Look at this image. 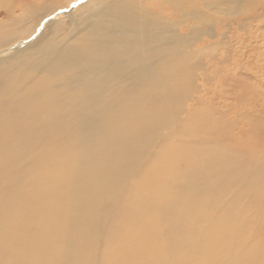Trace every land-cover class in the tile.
<instances>
[{
	"label": "bare ground",
	"instance_id": "bare-ground-1",
	"mask_svg": "<svg viewBox=\"0 0 264 264\" xmlns=\"http://www.w3.org/2000/svg\"><path fill=\"white\" fill-rule=\"evenodd\" d=\"M73 1L0 0V55L12 49L0 56V216L7 225L0 264H94L95 247L101 264H264V228L253 242L244 229L264 219L237 205L235 184L222 191L212 169L195 172L200 162L187 169L190 151L166 144L150 155L142 151L152 127L168 124L152 103V82L175 84L190 58L183 49L192 38L173 34L168 18L172 9L187 15L186 0H161L165 16L152 11L151 0H85L66 13ZM221 135L211 138L223 141ZM113 146L119 157L108 161ZM133 154L140 156L137 176L151 189L175 177L182 184L161 208L138 204L126 216L106 205L129 162L138 160ZM121 156L130 161L120 164ZM258 160L252 167L264 165ZM183 169L189 172L182 180ZM207 185L216 186L209 193L219 192V201L199 196ZM263 193L260 186L257 201Z\"/></svg>",
	"mask_w": 264,
	"mask_h": 264
},
{
	"label": "rangeland",
	"instance_id": "rangeland-1",
	"mask_svg": "<svg viewBox=\"0 0 264 264\" xmlns=\"http://www.w3.org/2000/svg\"><path fill=\"white\" fill-rule=\"evenodd\" d=\"M84 1L71 2L65 10L66 13ZM151 1L152 11L162 14L160 5L164 3L161 0ZM181 8L187 15L181 16V12L175 9L168 11L171 14L168 17L171 21L169 30L183 38H192L188 48L183 49V53L186 54L187 51L190 58L183 63V77L175 84L168 79L164 82L154 79L155 82H152L158 86V92L150 95L155 98L152 103L160 113V118L166 116L165 121L168 124H162V129L154 130L152 127L151 138L144 142L142 151L146 149V154L150 155L163 144L170 148L177 147L174 149L176 153L190 151L192 156L189 158L191 162L187 169L200 162L199 169L195 172L204 167L212 169L218 175L216 179L219 180L222 191L229 184H235L238 190L235 197L240 201L237 205L247 204L248 209L253 207L248 214H255L253 217L256 216V221L262 220L264 193L261 194L262 201H257L256 197L258 188L264 187V165L252 167L254 164L250 162L255 160V163H258V159L264 161V0H186ZM59 14L56 15L58 18L61 16ZM0 20L4 22L3 14H0ZM43 25L39 32L42 31ZM38 31L25 43L33 40ZM11 50L10 47L4 49L0 56L9 54ZM119 116H122V113H119ZM189 125H199L200 129L196 131L183 128ZM138 126L141 124L135 125L136 128ZM214 131L222 134L223 141L211 138ZM187 138L193 141H186ZM97 139L99 135L94 138ZM90 142L89 146L98 144V141ZM101 142L112 141H99ZM13 143L14 141H7V147ZM226 145L230 146V151H225ZM113 147L112 158L108 161L119 157L117 149ZM34 154L33 152L28 158ZM133 156L139 157L138 160L135 159V164L133 160L129 162V157L127 161L121 156L119 163H132V169H127L121 174L118 194L113 195L106 205L115 206L126 216H131L134 209L139 210L138 204L153 206L156 202L157 207L161 208L166 202H171L170 199L178 193L182 184L175 177L170 184L151 189L154 187L137 176L141 170L140 156ZM179 157L185 158L184 154ZM22 159L26 160L25 154ZM143 160L146 161L144 158ZM146 166H150V163L144 165ZM188 172L181 170L180 179L183 180ZM207 172L209 174L212 171L205 173ZM213 172L209 175L210 179H214ZM205 177L201 186L205 184ZM22 181L26 184L30 182L29 179ZM206 187L208 190L202 189L199 196L210 200L211 203L213 200V203L219 201V192L214 196L209 193V190L216 186ZM136 189L141 192L137 197L134 196ZM4 201V198L0 200V204ZM209 214L212 215L211 212ZM5 220L0 216V227H4L3 233L0 228V238L3 234L4 237L6 235L7 225L3 224ZM105 227H109L108 223H105ZM246 228V237H251L257 229L264 228V224H247ZM159 237L160 234L152 238L150 245ZM252 240L254 237H251L250 241ZM15 252L18 254L17 248ZM92 253L94 264H101L98 248L95 247Z\"/></svg>",
	"mask_w": 264,
	"mask_h": 264
}]
</instances>
